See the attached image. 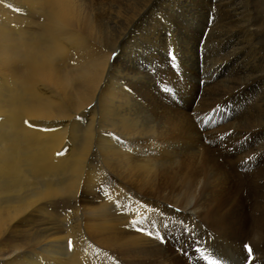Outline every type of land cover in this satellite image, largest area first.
<instances>
[{
    "label": "bare ground",
    "instance_id": "1",
    "mask_svg": "<svg viewBox=\"0 0 264 264\" xmlns=\"http://www.w3.org/2000/svg\"><path fill=\"white\" fill-rule=\"evenodd\" d=\"M2 245L0 264H264V0H0Z\"/></svg>",
    "mask_w": 264,
    "mask_h": 264
},
{
    "label": "rangeland",
    "instance_id": "2",
    "mask_svg": "<svg viewBox=\"0 0 264 264\" xmlns=\"http://www.w3.org/2000/svg\"><path fill=\"white\" fill-rule=\"evenodd\" d=\"M119 49L117 50V49H115L111 54H110V56H111V60H113L118 54H119ZM249 94L250 93H247V94H243V95H241L238 99H236V100H234V106L236 107V108H238V111H241V104H243L246 100H247V98H248V96H249ZM94 148H95V146H93V151H95L94 150ZM63 207V206H62ZM258 212V211H257ZM54 219H56V218H50V219H47V216H46V220H45V222H48L49 224H51L52 226L55 224V226L54 227H56V231H58V232H61L59 235L60 236H65L66 235V233H63V232H65L66 230H67V228L66 227H68V224L66 223V222H60V221H58L57 219L56 220H54ZM48 220V221H47ZM54 220V221H53ZM37 224H39L38 222H36V223H34L32 226H37ZM49 227H51L50 225H49ZM43 228L44 227H37L36 228V230H33V231H31V233L33 234V236H30L32 239H33V237H35V238H37V237H44V236H47L48 234H44V231H43ZM35 231V232H34ZM53 231H50V232H47V233H49V235H51V233H52ZM64 234V235H63ZM19 239H21L22 238V236H17ZM51 237H54V236H51ZM47 240V239H46ZM66 242H68V240L66 239ZM65 242V243H66ZM40 247L41 245H35V247ZM66 246H68V244H66ZM62 248V247H61ZM2 249H3V245L2 246H0V254H1V251H2ZM61 250V249H60ZM60 250H59V253H60ZM228 262H227V261ZM230 259H225V260H223V262H225V264H233V263H231L230 261H229ZM218 264H221L220 263V261H218Z\"/></svg>",
    "mask_w": 264,
    "mask_h": 264
},
{
    "label": "snow or ice",
    "instance_id": "3",
    "mask_svg": "<svg viewBox=\"0 0 264 264\" xmlns=\"http://www.w3.org/2000/svg\"><path fill=\"white\" fill-rule=\"evenodd\" d=\"M177 60H178V57L176 56L175 54V51L173 49L170 48L169 50V61H170V64L173 66V67H176L178 68L179 65L177 63ZM169 91L173 92L174 93V89H169ZM149 235H151V233H148ZM157 236L159 235L158 233L156 234ZM160 242L161 243H165V239L164 238H160ZM245 249L248 251V253L250 254L251 253V248H249L248 244H245L244 245ZM69 249H71V242H69Z\"/></svg>",
    "mask_w": 264,
    "mask_h": 264
}]
</instances>
